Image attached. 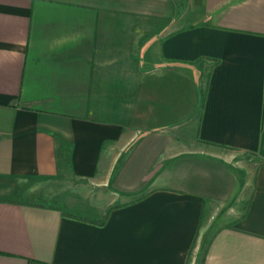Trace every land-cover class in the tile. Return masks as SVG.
I'll return each mask as SVG.
<instances>
[{
  "label": "crops",
  "instance_id": "obj_1",
  "mask_svg": "<svg viewBox=\"0 0 264 264\" xmlns=\"http://www.w3.org/2000/svg\"><path fill=\"white\" fill-rule=\"evenodd\" d=\"M264 264V0H0V264Z\"/></svg>",
  "mask_w": 264,
  "mask_h": 264
},
{
  "label": "rangeland",
  "instance_id": "obj_2",
  "mask_svg": "<svg viewBox=\"0 0 264 264\" xmlns=\"http://www.w3.org/2000/svg\"><path fill=\"white\" fill-rule=\"evenodd\" d=\"M202 253H203V246L202 248L201 247L198 248V253L196 254V257L195 255H192L194 258V261H192V264H199L200 259L202 257Z\"/></svg>",
  "mask_w": 264,
  "mask_h": 264
}]
</instances>
